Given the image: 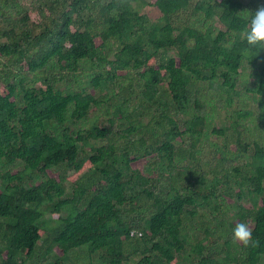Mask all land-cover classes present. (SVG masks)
I'll return each mask as SVG.
<instances>
[{"label":"trees","instance_id":"1","mask_svg":"<svg viewBox=\"0 0 264 264\" xmlns=\"http://www.w3.org/2000/svg\"><path fill=\"white\" fill-rule=\"evenodd\" d=\"M260 5L0 0V264H264Z\"/></svg>","mask_w":264,"mask_h":264},{"label":"clouds","instance_id":"2","mask_svg":"<svg viewBox=\"0 0 264 264\" xmlns=\"http://www.w3.org/2000/svg\"><path fill=\"white\" fill-rule=\"evenodd\" d=\"M241 38L246 41L248 51L257 53V55L264 51V5H260L251 15L249 28L245 33H242ZM253 49L255 51H252ZM232 241L241 244L243 247L258 245V241L253 238L251 227L244 222L235 225Z\"/></svg>","mask_w":264,"mask_h":264},{"label":"rangeland","instance_id":"3","mask_svg":"<svg viewBox=\"0 0 264 264\" xmlns=\"http://www.w3.org/2000/svg\"><path fill=\"white\" fill-rule=\"evenodd\" d=\"M142 12H147L148 13V15L152 18V19H155L157 16H158V14H159V12L157 11V9H155V8H152L151 6H145L144 7V9H142L141 10ZM94 120H95V116L94 115H92L91 116V118L89 119V124H91V123H94ZM217 126H219V127H224L225 126V124H223L221 121H219L218 122V124H217ZM87 148V147H86ZM87 150H89V148H87ZM90 152H91V150H90ZM213 155H212V152H207V153H205L204 154V158L205 159H211V157H212ZM143 164V162H139V165L141 166ZM66 185L69 187V184H68V182L66 183ZM234 213H235V210H233L228 216L229 217H233V215H234ZM52 217V215H51V212H50V210L48 209L47 211H46V218H48L49 220H50V218ZM52 222V221H51ZM49 223L50 225H52V223ZM137 242L136 241H130V242H128L127 243V245H126V251H125V254H128L129 256H132V258H133V264H137V260H138V257H140V255H138L137 253H136V251H135V248L137 247V244H136ZM77 255H79L80 257H81V260L80 261H77L75 258H74V254L71 256V259L76 263V264H90V256L88 255V254H84V253H82V252H78L77 253ZM53 257H52V254L49 256V257H47V259H52ZM96 259V258H95ZM46 260L44 259V260H42V259H40V262L41 263H44ZM94 264H106L104 261H101L100 259H96L95 260V263Z\"/></svg>","mask_w":264,"mask_h":264}]
</instances>
